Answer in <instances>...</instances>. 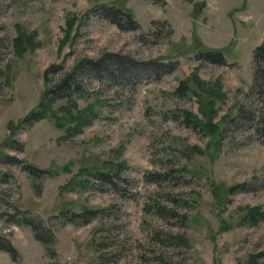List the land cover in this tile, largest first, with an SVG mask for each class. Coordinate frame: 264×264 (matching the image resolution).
Returning a JSON list of instances; mask_svg holds the SVG:
<instances>
[{
    "label": "rangeland",
    "instance_id": "1",
    "mask_svg": "<svg viewBox=\"0 0 264 264\" xmlns=\"http://www.w3.org/2000/svg\"><path fill=\"white\" fill-rule=\"evenodd\" d=\"M99 3L128 8L131 25ZM19 30L35 31L22 49ZM258 44L264 0H0V235L16 249L0 248V264L264 263V218L248 217L264 211ZM206 48H221L224 62L203 58ZM107 51L131 56L132 76L81 79L71 96L91 119L79 131L66 136L49 116L19 127L64 71ZM12 138L21 145L5 144ZM119 161L127 180L116 186L84 171ZM84 207L102 209L65 221Z\"/></svg>",
    "mask_w": 264,
    "mask_h": 264
},
{
    "label": "trees",
    "instance_id": "2",
    "mask_svg": "<svg viewBox=\"0 0 264 264\" xmlns=\"http://www.w3.org/2000/svg\"><path fill=\"white\" fill-rule=\"evenodd\" d=\"M106 3H99V6L101 7V13L113 20L116 21V19H124L126 20L129 25L130 21L133 20L132 13L129 11L128 8L123 7L119 4H112V5H105ZM74 22V16L70 17L66 21V27L64 28V34L61 37V42H67V40H70V32H71V25ZM117 22V21H116ZM35 34V31H32L29 34H26L24 30H19L17 32L16 37H14V42L17 44L20 49H22L23 41L29 40L31 37ZM202 57L205 59H209L212 61H218V62H224V52L221 48H206V50L200 49ZM254 63H255V70H254V85L256 89H259L261 91H264V44H258L255 47L254 50ZM156 62L155 60L147 62V64H154ZM135 63L133 62V58L125 53H119V52H112L107 51L102 53L100 56L96 58L91 57H83L78 59L73 66L67 70L64 71L61 78L57 83H55V88L53 86H47L45 89V95L44 97H48L46 100L42 99L39 101V105L37 108H34L30 110L27 114H25L18 123L19 127L27 122L32 123L38 119H41L45 116H49L59 125V126H66L67 133H75L81 129V126L84 125L85 122L90 121L91 116L89 114L81 113L78 106L75 105L74 101L72 100V94L75 93V95H79V93H82V85H81V79L85 75H94L98 78L105 77L107 79H124L122 75H126V78H129L132 76L129 72L133 70ZM59 90V91H58ZM59 95H63L65 98V101H69V103L62 102L59 104L56 108L52 107V102L56 100V98ZM183 119L186 122L199 124V121L197 120L196 116H193L190 112L186 111L183 113ZM84 118L86 120H84ZM264 121V117H261L258 121L259 124H257V129H263V126L260 125V122ZM213 127V125H212ZM16 141L17 147L21 145V143L17 139H7L5 141V144ZM16 160L20 161V159L13 156ZM122 162H107L105 166L107 168H97L94 170L84 169L85 172L97 176L100 181L102 182H108L111 184L116 183L113 181L114 179H124L127 180L126 176H124L122 172V168H124ZM24 166H32L35 168V165L31 164H24ZM246 182H239L235 183L228 188L233 190H238L240 188H245ZM159 209L166 211L164 205L158 204ZM102 208L97 207H84L80 211H72L70 214L66 215L65 221L74 222L75 220H79L82 222H88L92 218L96 217L98 215V212ZM61 212V211H60ZM248 217L252 219L253 222H255L259 218H264V211L262 209H259L258 207H251L248 211ZM21 219V221H20ZM24 220L29 221V225L33 229L36 237L40 238L44 242L47 241L45 234L40 231V225L36 223L33 219H25L24 217L20 216L16 221L24 222ZM19 223V222H18ZM49 232V231H48ZM51 231L49 232V234ZM2 236L0 235V248L6 249L9 252L14 253L16 249L8 244L5 243L2 244ZM180 238V236H179ZM182 240L185 239V237L182 235ZM47 243V242H46ZM45 243V244H46ZM47 250H52L49 245H45ZM46 264H59L57 261H51ZM245 264H264L261 262H250L249 260Z\"/></svg>",
    "mask_w": 264,
    "mask_h": 264
}]
</instances>
